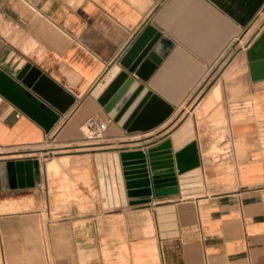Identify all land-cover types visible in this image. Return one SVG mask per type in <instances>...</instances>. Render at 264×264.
Segmentation results:
<instances>
[{"label": "crops", "instance_id": "crops-1", "mask_svg": "<svg viewBox=\"0 0 264 264\" xmlns=\"http://www.w3.org/2000/svg\"><path fill=\"white\" fill-rule=\"evenodd\" d=\"M263 33L264 0H0V69L60 115L47 133L0 95V161L39 158L41 165V186L0 190V264H46L44 229L56 264H264V124L258 121L264 96H257L264 80L252 79L248 58ZM145 36L132 65L123 64ZM162 41L163 57L156 52ZM112 69L118 71L109 87L94 97ZM41 75L59 87L58 100L69 105L65 113L33 92ZM120 77L119 91L129 85L109 112L100 99ZM153 97L174 113L152 129L129 132L127 126ZM247 99L253 104L248 112L235 108L232 114L224 106ZM92 117L107 130L103 139L89 142L85 124ZM144 117L142 124L150 125L153 116ZM185 128L191 134L184 148L196 142L202 160L199 175L194 169L184 173L188 196L179 184L178 194L153 193L151 202L130 210L119 195L117 206L101 180L100 169H110L109 155L172 144V136ZM205 133L212 138L202 139ZM220 133L223 142L238 139L244 159L215 176L203 165L202 149L219 154ZM101 148L119 151L94 158L107 201L101 206L106 214L92 221L93 204L56 201L86 193L84 183L93 174L90 154L44 156L47 150ZM207 176L218 190L192 197L203 193ZM160 208L173 209L172 231L162 230Z\"/></svg>", "mask_w": 264, "mask_h": 264}, {"label": "water", "instance_id": "water-1", "mask_svg": "<svg viewBox=\"0 0 264 264\" xmlns=\"http://www.w3.org/2000/svg\"><path fill=\"white\" fill-rule=\"evenodd\" d=\"M147 40V36L143 37L128 54L123 64L132 65L140 54V51L145 47ZM154 44L155 40L140 55L134 67L148 54ZM164 44H166L165 41H162L156 49V52L160 53L161 57L166 54V50L163 52L161 49V46ZM167 46L168 49L170 45L167 43ZM248 58L252 79L254 81L264 80V33L249 49ZM150 59L156 64L160 63V58L155 54H151ZM153 69L154 67L152 66ZM117 71V69H112L99 83L92 93L94 97L99 98L100 94L109 87ZM122 79L123 77H120L112 84L106 94L100 99L102 104L107 105L106 110L109 112L122 99L129 85L127 84L119 91ZM31 88L33 92L61 113H65L69 108V105H61L57 97L58 95H56L58 92H61L59 87L46 76L41 75L40 80L35 82ZM0 95L40 124L47 133L52 130L60 119V115L56 114L46 103L33 96L1 69ZM173 113V107L153 97L141 117L133 125H128L127 127L129 132L141 129V127L152 129L166 121ZM147 114L153 116L152 122L150 125H143L142 122L146 119V117L143 119V116H147ZM120 158L127 195L129 198H140V200L131 201V205H141L151 202L153 193L156 197L178 194L179 180L177 175L201 166V158L196 142L190 143L175 155L172 151L171 141H167L161 146L147 150V152L121 153ZM37 186H41V165L38 158L21 159L16 162L0 161V190L16 189L18 187L33 188Z\"/></svg>", "mask_w": 264, "mask_h": 264}, {"label": "rangeland", "instance_id": "rangeland-1", "mask_svg": "<svg viewBox=\"0 0 264 264\" xmlns=\"http://www.w3.org/2000/svg\"><path fill=\"white\" fill-rule=\"evenodd\" d=\"M259 90V87H258ZM260 94H257V96H264V92L260 91ZM252 98V97H251ZM250 99V98H249ZM251 101L247 100H231L230 102H224V106L228 107L229 109H231V113L233 114L235 112V108H237L236 111L238 112H248L249 110H252L253 108V104H250ZM241 107H245V109H241ZM249 107V108H247ZM191 110V109H190ZM189 110V111H190ZM258 121L260 124H264V107H263V116L258 118ZM229 132L226 133V136ZM212 133L211 134H200L202 139L205 138H212ZM221 135V133L217 136L219 140L218 145L220 147V149L222 150L219 154H216L213 156H209L207 155V151L209 150V148H203L202 149V153H203V165L205 166V169L209 172H212L215 176H218L220 173V169L219 168H223L229 165H232L235 167V161L241 162L244 159V155H241L239 153L238 150V139L235 138V142L232 143L231 141L229 142H223L226 139V136L222 137V139L219 137ZM89 142H93L96 140H87ZM238 145V147H237ZM70 152H65V154H54L53 152H55V150H47V153H49L47 156H44V158H50V157H54V156H58V155H84V154H90L91 158V167H92V180L89 181L88 184L84 183V187L86 188V193L80 192L79 195L77 194L76 196H65V197H61V198H57L56 201L57 202H61V203H65L68 202V200H75L76 202L78 201V199H82V201H86V204H93L92 208V212L88 215H90L94 221V219L98 216L101 215H105L106 211H102L101 210V206L104 205L105 207V202L107 201L106 197L103 195V191H102V186L99 183V178H98V174H97V169H98V165L96 166L95 164V160L94 158L97 156V154L99 153H113L114 151H119L118 149H114V148H101V149H91V150H74ZM64 153V152H62ZM213 157V158H212ZM122 165V163H121ZM201 166H202V160H201ZM97 168V169H96ZM210 174V173H209ZM212 174V175H213ZM179 180V179H178ZM203 182H205V188L202 194H198V195H193L192 197H197V196H201V195H206V194H211L214 191L218 190L216 189L217 187L215 186L214 181L212 180V177H208L207 176V180L203 179ZM79 186L77 185V182L75 183V189H78ZM77 192V191H76ZM86 194V195H84ZM84 199V200H83ZM136 199L140 200V198H129L127 195V200H129L127 202V205H125V208H128L129 210L134 208L131 206V201H137ZM89 202V203H88ZM123 205L118 207L119 209H122ZM29 209H32L33 211L35 210V208L31 207ZM28 209V210H29ZM113 208H107L108 212H110V210ZM118 209V210H119ZM24 216L27 214H23ZM82 215V214H81ZM35 215L30 216V218H33ZM54 217V216H53ZM78 218V217H77ZM44 220L47 221V217L45 215ZM44 231V239L46 241L45 244H42V250H43V254H45L43 257L44 259H46V264H56L55 258H53L52 256V252H51V245L48 243L47 240V231L46 229L43 230ZM27 245L24 246V248H26ZM19 248H21V246H19ZM28 252H25L24 250V255L23 257L26 256Z\"/></svg>", "mask_w": 264, "mask_h": 264}, {"label": "bare ground", "instance_id": "bare-ground-1", "mask_svg": "<svg viewBox=\"0 0 264 264\" xmlns=\"http://www.w3.org/2000/svg\"><path fill=\"white\" fill-rule=\"evenodd\" d=\"M86 135L89 136L91 133L88 131V129L85 126ZM190 131H187L186 128L179 131L175 135L172 136V151H175L176 153L179 152L184 148L185 141L190 138ZM174 153V155L176 154ZM110 160V169L108 168H101V180L102 185L104 187V190L107 189L108 195L110 199L115 198L116 199V205L119 206L118 202V196L120 195L123 200L124 206L127 205V189L125 184V178L123 174V169L121 165V158L119 154H115L114 156L109 155ZM39 159V158H38ZM99 159V157H98ZM114 164V165H113ZM195 175L200 174L199 167L194 168ZM179 176V184L181 187V191L183 192L184 186L189 183V179L184 177V173ZM198 179L194 180L193 183H197ZM112 182V184H111ZM107 186V187H106ZM184 196L185 195L183 192ZM159 212V220L162 225V230L172 231L176 227L175 223V215L173 213L172 208H160L158 209Z\"/></svg>", "mask_w": 264, "mask_h": 264}, {"label": "built area", "instance_id": "built-area-1", "mask_svg": "<svg viewBox=\"0 0 264 264\" xmlns=\"http://www.w3.org/2000/svg\"><path fill=\"white\" fill-rule=\"evenodd\" d=\"M2 98L0 97V101ZM88 131L91 133L88 137L89 140H101L107 130V124L99 119L92 117L89 118L85 124Z\"/></svg>", "mask_w": 264, "mask_h": 264}]
</instances>
